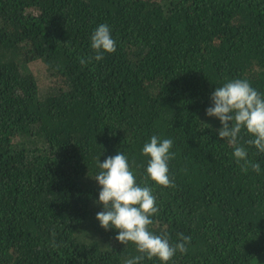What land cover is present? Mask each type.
<instances>
[{
    "label": "trees",
    "instance_id": "16d2710c",
    "mask_svg": "<svg viewBox=\"0 0 264 264\" xmlns=\"http://www.w3.org/2000/svg\"><path fill=\"white\" fill-rule=\"evenodd\" d=\"M101 23L116 51L82 64ZM233 78L264 92V0H0V264L142 255L96 219L94 158L123 151L143 182L153 134L173 186L149 181V230L190 237L169 264H264V153L247 146L259 174L237 164L205 115Z\"/></svg>",
    "mask_w": 264,
    "mask_h": 264
},
{
    "label": "clouds",
    "instance_id": "9594fccd",
    "mask_svg": "<svg viewBox=\"0 0 264 264\" xmlns=\"http://www.w3.org/2000/svg\"><path fill=\"white\" fill-rule=\"evenodd\" d=\"M90 47L94 56L81 58L82 64L92 59L100 61L106 53L116 51L109 25L101 23L92 31ZM210 100L205 115L219 120L218 137L227 139L237 164L243 162L259 174L262 165L249 160L247 146L254 147L257 154L264 153V92L253 87L247 79L233 78L216 86ZM242 132L248 139H243ZM172 147V138L157 134L145 141L140 149L146 158L143 182L137 180L129 157L123 151L106 156L103 161L99 160L100 155L94 158L98 168L94 178L100 186L96 203L101 205V210L95 214L97 221L105 230H118L116 240L122 244L131 241L142 254L128 258L125 264H139L145 257H155L160 264H169L177 251H187L189 236L178 233L180 239L173 244L166 232L156 234L149 230L154 214L159 212L157 197L149 181L164 187L173 186L169 170V161L174 156Z\"/></svg>",
    "mask_w": 264,
    "mask_h": 264
},
{
    "label": "rangeland",
    "instance_id": "374dc122",
    "mask_svg": "<svg viewBox=\"0 0 264 264\" xmlns=\"http://www.w3.org/2000/svg\"><path fill=\"white\" fill-rule=\"evenodd\" d=\"M42 90H44V89H42Z\"/></svg>",
    "mask_w": 264,
    "mask_h": 264
}]
</instances>
